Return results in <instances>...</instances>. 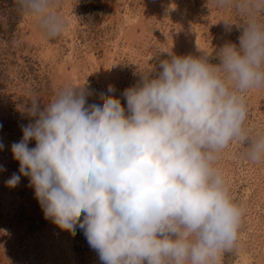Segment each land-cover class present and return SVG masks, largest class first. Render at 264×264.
<instances>
[{
	"label": "clouds",
	"instance_id": "obj_1",
	"mask_svg": "<svg viewBox=\"0 0 264 264\" xmlns=\"http://www.w3.org/2000/svg\"><path fill=\"white\" fill-rule=\"evenodd\" d=\"M15 2L45 41L66 31L55 0ZM213 4L245 18L238 45L215 51L218 64L200 49L166 52L159 71L138 72L121 92L126 107L111 84L88 104L85 83L58 90L46 107L35 98L20 106L31 122L10 146L19 168L6 185L28 178L43 218L71 235L82 230L102 264H218L236 245L246 210L216 165L232 141L248 161L264 162V132L244 127L245 93L264 88V0Z\"/></svg>",
	"mask_w": 264,
	"mask_h": 264
},
{
	"label": "rangeland",
	"instance_id": "obj_2",
	"mask_svg": "<svg viewBox=\"0 0 264 264\" xmlns=\"http://www.w3.org/2000/svg\"><path fill=\"white\" fill-rule=\"evenodd\" d=\"M52 11L67 29L48 42L15 0H0V229L10 233L0 235V244L11 264H102L82 230L71 235L43 218L28 178L15 188L6 185L19 168L10 146L31 122L20 106L35 98L46 107L58 90L85 83L94 90L88 104L100 103L99 93L111 84L126 107L120 94L138 81V72L153 66L159 71V60L170 51L200 55V49L218 64L215 51L226 42L238 45L245 18L213 0H55ZM222 20L233 23L231 31ZM245 98L244 127L254 136L264 132V88L249 90ZM244 152V145L232 141L216 165L233 201L246 210L236 245L218 264H264V162L254 164ZM0 264H7L2 250Z\"/></svg>",
	"mask_w": 264,
	"mask_h": 264
}]
</instances>
